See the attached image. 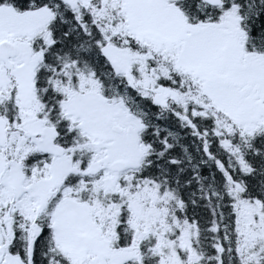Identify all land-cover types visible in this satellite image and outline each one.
Instances as JSON below:
<instances>
[{
	"label": "snow or ice",
	"instance_id": "1",
	"mask_svg": "<svg viewBox=\"0 0 264 264\" xmlns=\"http://www.w3.org/2000/svg\"><path fill=\"white\" fill-rule=\"evenodd\" d=\"M0 264H264V0H0Z\"/></svg>",
	"mask_w": 264,
	"mask_h": 264
}]
</instances>
